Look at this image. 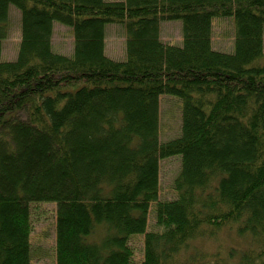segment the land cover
<instances>
[{"label": "trees", "instance_id": "trees-1", "mask_svg": "<svg viewBox=\"0 0 264 264\" xmlns=\"http://www.w3.org/2000/svg\"><path fill=\"white\" fill-rule=\"evenodd\" d=\"M12 5L21 36L3 59ZM168 19L181 43L161 38ZM225 19L232 50L214 46ZM55 21L71 53L54 48ZM107 23L124 28V58L106 52ZM263 57L264 0H0V264H32L41 201L56 204L55 264H136L135 235L140 264H223L193 242L225 226L258 245L237 264H264ZM164 96L180 102L168 139Z\"/></svg>", "mask_w": 264, "mask_h": 264}, {"label": "rangeland", "instance_id": "rangeland-1", "mask_svg": "<svg viewBox=\"0 0 264 264\" xmlns=\"http://www.w3.org/2000/svg\"><path fill=\"white\" fill-rule=\"evenodd\" d=\"M9 23L10 31L7 38L3 40V59H14L18 54L20 42V11L11 6ZM53 46L57 51L71 53L73 49V34L70 26L59 21L54 22ZM160 35L164 40L181 43L182 21L181 19L162 20L160 24ZM214 45L222 50L234 48V26L230 20H221L215 24ZM106 50L107 53L116 57H125V32L123 26L118 23L106 24ZM161 136L168 139L179 131L180 125V102L177 98L164 96L161 102ZM180 167V159L167 157L161 160V194L160 198L173 196L171 187L172 179ZM55 214L56 204L54 202H36L32 204V242L33 260L32 264H55ZM155 222L154 212L150 213V228ZM235 226H225L216 238H199L194 240L196 248H202L204 252L214 253L217 260H224L223 264H237L242 251L258 247L247 236H239ZM142 235H135L131 240L134 248L136 264H140L143 252ZM192 244V245H193ZM232 250V253L229 252ZM208 253V254H209ZM221 257V258H220Z\"/></svg>", "mask_w": 264, "mask_h": 264}, {"label": "bare ground", "instance_id": "bare-ground-1", "mask_svg": "<svg viewBox=\"0 0 264 264\" xmlns=\"http://www.w3.org/2000/svg\"><path fill=\"white\" fill-rule=\"evenodd\" d=\"M10 8H12V7H10ZM227 20V19H226ZM228 20H230L231 21V19H228ZM232 22V21H231ZM55 29V28H54ZM73 34V33H72ZM73 39H74V37H73ZM215 46V45H214ZM216 47V46H215ZM217 48V47H216ZM220 49V48H219ZM3 51V50H2ZM106 52H107V50H106ZM64 53V52H63ZM108 54V53H107ZM108 55H110V54H108ZM111 57H113V58H116V57H114V56H112V55H110ZM117 59V58H116ZM263 60H264V57H263Z\"/></svg>", "mask_w": 264, "mask_h": 264}]
</instances>
